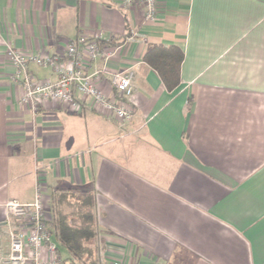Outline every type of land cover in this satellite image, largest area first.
<instances>
[{"label": "crops", "instance_id": "crops-1", "mask_svg": "<svg viewBox=\"0 0 264 264\" xmlns=\"http://www.w3.org/2000/svg\"><path fill=\"white\" fill-rule=\"evenodd\" d=\"M142 13L122 0H0V264L15 226L5 203L32 202L38 182L45 208L55 189L94 193L98 264H264V0H158L156 21ZM80 35L114 50L87 72L127 123L77 93V108L19 104L5 45L63 56ZM153 44L182 50L172 90L142 59ZM126 69L124 98L111 75Z\"/></svg>", "mask_w": 264, "mask_h": 264}, {"label": "built area", "instance_id": "built-area-1", "mask_svg": "<svg viewBox=\"0 0 264 264\" xmlns=\"http://www.w3.org/2000/svg\"><path fill=\"white\" fill-rule=\"evenodd\" d=\"M157 2L158 0H122V6L141 7L143 21L153 22L157 19ZM101 38L100 35L96 37L80 35L66 45L63 56L26 53L6 44L4 53L12 68L8 79L22 91L19 104L27 106L34 115L46 101L77 108L79 100L74 96V93H77L81 99L89 97L95 109L111 113L121 124L127 123L131 118V112L123 102L106 96L93 82L95 75L87 72L98 57H102L106 65L114 52L113 50L104 53L100 49ZM30 64L51 69L55 79L36 78L29 70ZM131 77L130 69L111 75L112 84L121 97L131 95L133 91ZM5 209L8 217L15 223L8 234L9 250L5 264H63L59 249L52 241L51 231L48 229L40 182L36 185L32 202L10 200L5 203ZM110 264L126 263L114 259Z\"/></svg>", "mask_w": 264, "mask_h": 264}, {"label": "trees", "instance_id": "trees-1", "mask_svg": "<svg viewBox=\"0 0 264 264\" xmlns=\"http://www.w3.org/2000/svg\"><path fill=\"white\" fill-rule=\"evenodd\" d=\"M143 61L152 67L160 76L168 90L179 84V68L183 59L182 50L174 45L153 44L148 46L142 57ZM77 194V203L71 213V218L64 212V204L68 197ZM50 210L52 227L57 241L67 251L63 264H98L100 247L96 226L95 197L92 192L80 190L55 189L50 195ZM79 223L77 224V221ZM48 224L49 221H48Z\"/></svg>", "mask_w": 264, "mask_h": 264}, {"label": "rangeland", "instance_id": "rangeland-1", "mask_svg": "<svg viewBox=\"0 0 264 264\" xmlns=\"http://www.w3.org/2000/svg\"><path fill=\"white\" fill-rule=\"evenodd\" d=\"M76 196H77V194L76 193H74V197H68V199H67V202L69 203V204H64V205H62L63 207V210H64V212L65 213H67L68 215H70L69 217L71 218V213H72V211L74 210V205L77 203V200L75 199L76 198ZM47 205L49 206V207H47ZM46 216H47V218H48V221H49V223H50V227H52V221H51V210H50V200H49V202H47V204H46ZM77 221V220H76ZM77 222H79V221H77ZM48 228H49V225H48ZM52 239V238H51ZM52 241L54 242V238L52 239ZM55 243V242H54ZM59 251H60V254H61V256H63V257H65V251H64V249H63V247L62 246H59Z\"/></svg>", "mask_w": 264, "mask_h": 264}]
</instances>
